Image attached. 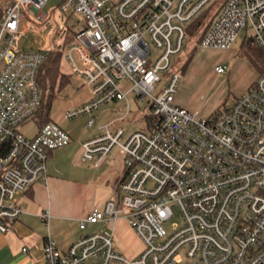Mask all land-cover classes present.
Here are the masks:
<instances>
[{
	"label": "built area",
	"instance_id": "obj_1",
	"mask_svg": "<svg viewBox=\"0 0 264 264\" xmlns=\"http://www.w3.org/2000/svg\"><path fill=\"white\" fill-rule=\"evenodd\" d=\"M49 0H0V232L19 220V195L48 179L50 154L73 138L50 121L28 137L22 126L42 102L39 71L48 51L24 50V16L47 22L41 9ZM63 0L84 17L83 27L68 38L63 55L71 75L91 90L87 102L68 110L66 119L94 113L110 102H125L123 114L100 126L82 143L83 161L101 165L119 148L126 172L117 193L103 209L94 208L79 222L88 225L124 219L144 244L128 260L117 252L109 229L83 235L67 250L48 238L47 264H264V72L234 104L204 118L176 103L183 76L169 78L173 57L190 37L189 28L206 11L210 17L198 42L201 48L229 50L244 31L264 51V0ZM214 7V8H213ZM152 45L159 51L153 57ZM227 66H218L219 74ZM164 81V82H163ZM162 90L155 95L157 86ZM122 84H127L123 90ZM149 99L144 129L127 135L131 100ZM173 223L171 231L165 224ZM50 217V212L43 214ZM26 251V249H24Z\"/></svg>",
	"mask_w": 264,
	"mask_h": 264
},
{
	"label": "crops",
	"instance_id": "obj_2",
	"mask_svg": "<svg viewBox=\"0 0 264 264\" xmlns=\"http://www.w3.org/2000/svg\"><path fill=\"white\" fill-rule=\"evenodd\" d=\"M244 41L243 39L241 44L238 46L236 44L232 49L219 50L226 59L235 58L234 70H238L243 76L242 85L235 100L259 76V71L246 57L241 55L240 50ZM216 74L218 78H221L222 74L217 72ZM185 79L186 82L189 80L188 77ZM76 87L83 89V97L71 100L67 109L55 112L53 116L50 114L51 121L60 124L68 131L73 141L68 146L50 154L47 162V181L40 179L19 195V201L24 210L19 220L7 233L0 232V264H47L44 258V246L48 238L54 240L60 249L67 250L83 235L107 228L114 233L115 249L128 260L136 258L144 249L143 242L124 219L109 226L88 225L85 230L79 227L81 219L90 214L94 208L103 209L106 202L115 196L126 168L120 149L116 155L112 151L99 166H95L91 161H83V141L100 133V126L118 118H110L112 105L123 101L107 103L96 111L94 113L96 123L91 128L87 127L89 116L83 115L87 116L85 125L87 130H79L75 126V121L81 116L66 119L65 113L90 100L91 90L83 81H76ZM77 91L79 93V90ZM175 99L181 107L196 112L204 118L212 116L218 107V104L205 105L197 101V98L193 99L179 90H177ZM45 212H50L47 220L42 217Z\"/></svg>",
	"mask_w": 264,
	"mask_h": 264
},
{
	"label": "rangeland",
	"instance_id": "obj_3",
	"mask_svg": "<svg viewBox=\"0 0 264 264\" xmlns=\"http://www.w3.org/2000/svg\"><path fill=\"white\" fill-rule=\"evenodd\" d=\"M63 0H49L47 4L41 9L43 15H52V18L47 22L40 20L36 15L30 17L24 16V21L28 27L27 34L20 40V47L24 50H42L50 51L54 46L62 47L66 42V36L72 37L75 32H78L84 25V17L81 14L72 12L69 10L66 13H62L59 6ZM221 0H217L214 7ZM213 7V8H214ZM60 25L61 28L65 29L67 35L58 39V30L56 25ZM205 23L202 25L204 27ZM201 28V29H202ZM244 31L239 35L237 45L241 44L244 39ZM194 39L197 37L194 35ZM192 38L187 39L184 50L173 57V65L170 71L162 74L163 78H169L174 72H181L184 80L180 81L178 89L181 93L196 99L197 101L203 102V104H218L215 109V113L220 110L231 107L234 102L236 95L242 85V74L238 70H234L235 58L226 59L222 51L209 48H201L197 45V42ZM153 57L158 56L159 51L152 45ZM221 65L227 66L226 73L222 74L221 78L217 77L216 66ZM62 70L69 72V67L65 60L62 62ZM189 78L186 82L185 78ZM76 81H83L76 75H71V83L65 87L59 94L58 98L53 102L51 108V116L55 112L67 109L71 100L82 98L84 94L83 89L76 87ZM164 82V81H163ZM157 86L155 95H158L162 90V84ZM123 90L125 91L127 84H122ZM88 88V87H87ZM79 90V93L78 91ZM87 92L89 90L86 89ZM84 90V92L86 91ZM79 97V98H78ZM132 115L130 120L126 121L123 126L127 132V135L134 131L144 129L145 118L144 116L150 112L149 99L146 98L142 103L131 100ZM125 110L124 102L112 105V111L110 118L120 117ZM214 113V114H215ZM212 114V115H214ZM87 116H81L76 119L75 126L79 130H87L85 128ZM37 130V124L34 119L28 121L22 126V132L32 137L35 135ZM113 154L116 155L119 148L113 150ZM181 216L177 209H175V217L165 224V228L171 231L173 223H180ZM142 241V240H141Z\"/></svg>",
	"mask_w": 264,
	"mask_h": 264
},
{
	"label": "trees",
	"instance_id": "obj_4",
	"mask_svg": "<svg viewBox=\"0 0 264 264\" xmlns=\"http://www.w3.org/2000/svg\"><path fill=\"white\" fill-rule=\"evenodd\" d=\"M209 17L210 11L208 10L199 16L189 28L190 34L193 37L195 35L198 42L207 28ZM204 23L205 25L202 28ZM240 51L241 55L246 57L259 71V75L264 72V51L252 38L244 41ZM48 53V58L42 65L38 75V82L42 89V102L33 119L39 129L51 121L50 114L53 102L71 82V74L62 70V53L58 50H50Z\"/></svg>",
	"mask_w": 264,
	"mask_h": 264
}]
</instances>
